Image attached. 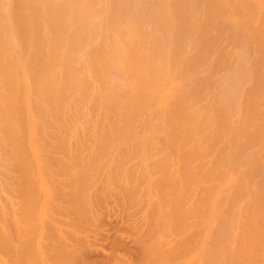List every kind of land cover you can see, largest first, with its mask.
I'll return each mask as SVG.
<instances>
[{"label": "bare ground", "instance_id": "1", "mask_svg": "<svg viewBox=\"0 0 264 264\" xmlns=\"http://www.w3.org/2000/svg\"><path fill=\"white\" fill-rule=\"evenodd\" d=\"M111 213L117 264H264V0H0V264Z\"/></svg>", "mask_w": 264, "mask_h": 264}, {"label": "rangeland", "instance_id": "2", "mask_svg": "<svg viewBox=\"0 0 264 264\" xmlns=\"http://www.w3.org/2000/svg\"><path fill=\"white\" fill-rule=\"evenodd\" d=\"M109 217L110 218H106L107 220H104V222L102 223L103 229H106V230H104L103 234L102 232L100 233V235L102 234V236L99 235L100 237L98 236V238H96L97 240L101 238L100 243L98 241H95V243L93 244H97V246L93 248L94 250L93 249L87 250L86 252H84L85 254L83 253L82 261L84 260L83 262L84 264H86L87 262L89 264H117V261H116L118 258L117 256H122V255L124 257L126 256L129 258L130 256H133L131 257L133 258V260L139 259L138 257L140 255V252H138L139 249H137L138 248L137 245L134 246L135 241L132 238V236H130L129 230L128 228H126L127 227L126 224H124V222L121 220V217L115 213L113 214L111 213ZM120 223L121 225H119ZM124 228L126 231H124ZM125 232H127L128 234ZM126 234L129 236H127ZM98 245H101V246H98ZM115 252H118V253H115ZM114 256H116L117 258ZM114 258H116L115 261L113 260ZM80 263L82 264V262Z\"/></svg>", "mask_w": 264, "mask_h": 264}]
</instances>
